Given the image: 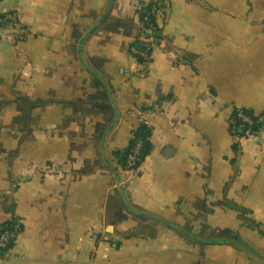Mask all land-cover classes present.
I'll return each mask as SVG.
<instances>
[{"label":"crops","instance_id":"1","mask_svg":"<svg viewBox=\"0 0 264 264\" xmlns=\"http://www.w3.org/2000/svg\"><path fill=\"white\" fill-rule=\"evenodd\" d=\"M147 1L1 0L30 34L0 39V227L20 223L0 264H264V127L229 120L264 117V0H170L140 61Z\"/></svg>","mask_w":264,"mask_h":264},{"label":"trees","instance_id":"2","mask_svg":"<svg viewBox=\"0 0 264 264\" xmlns=\"http://www.w3.org/2000/svg\"><path fill=\"white\" fill-rule=\"evenodd\" d=\"M161 0H150L145 3H143L138 8V15H139V22L141 26V30L143 33H147V30L151 28V26L154 25V28H156V31H154V34L156 37H159V34L162 33L161 30H159L158 27V14L153 12V9L155 7L160 8L159 3ZM1 2V0H0ZM8 13H5L0 16V27H2L4 30H12L14 23L12 20L7 19ZM158 27V28H157ZM138 44H134V46L137 47ZM132 46V48L134 47ZM146 46V45H145ZM140 61H146L144 58H139ZM246 113H248L250 116H252L254 120V124H245L243 127H239L238 129V135L239 136H245L246 134H258L262 128L264 127L263 122L260 121L259 116H257L253 111L245 110ZM241 123V121L239 122ZM141 141L142 142V148L140 151L141 160L139 162V166L143 161L148 157L150 154V150L152 148V141H151V128L147 121L143 120L139 124L137 128H135L132 131V138L130 140L129 145L120 152V166L125 168L127 170L129 166V158L130 155L133 152V149L135 148L136 144ZM20 223L16 220H13L12 222H8L0 227V236L3 234V232L6 229H13L17 228V225ZM15 241V240H14ZM14 241H11L7 248H0V260L4 257V254L7 252L9 248H12L14 246Z\"/></svg>","mask_w":264,"mask_h":264},{"label":"built area","instance_id":"3","mask_svg":"<svg viewBox=\"0 0 264 264\" xmlns=\"http://www.w3.org/2000/svg\"><path fill=\"white\" fill-rule=\"evenodd\" d=\"M170 0H161L159 3L160 8L155 7L153 9L154 13H160L163 10L167 9L169 7ZM7 19H10L13 21L14 26L12 30H4L2 27H0V39H4L6 37L5 32L10 31L14 34L15 37L19 39H23L26 36L30 34V29L22 25V23L19 20L18 14L15 12H9L7 15ZM154 31H156V28H154V25L151 26L149 30H147V33H144V39H145V45L142 50H140L137 47L134 48V52L140 55L141 57L148 59V53L153 49V46L157 43L158 38L154 34ZM233 113L230 117V129L233 135H238V129L239 127H243L245 124H254V120L252 116H250L248 113H246L242 108H239L237 106H234ZM139 113H142L141 111ZM260 121L264 123V117L259 116ZM241 121V123H239ZM251 135V134H250ZM142 148V142L139 141L135 148L133 149L132 154L129 158V166L127 168V171L129 173H135L138 171L139 168V162L141 160L140 151ZM20 231V226L17 225V228L13 229H6L3 234L0 236V248H7L9 243L11 241H14Z\"/></svg>","mask_w":264,"mask_h":264},{"label":"water","instance_id":"4","mask_svg":"<svg viewBox=\"0 0 264 264\" xmlns=\"http://www.w3.org/2000/svg\"><path fill=\"white\" fill-rule=\"evenodd\" d=\"M141 48L143 49L142 46H141ZM109 95H110L111 103H112L113 108L115 110V115H114V119H113V121H112V123H111V125H110V127H109V129H108V131H107L106 134L110 133L118 125V123L120 121V118H121V112H120V110L118 109L117 105L115 104L112 95L111 94H109ZM112 168L114 169V171L116 173L118 172V171H116V169L114 167H112ZM128 175H129V172L127 170H125V171H121L120 172V177H118V186H119V188H120V190L122 192H124L123 181H125L128 178ZM123 199H124V203H125L127 209L131 213H133V214H135L137 216H140V217H146V218H150V219L159 221L161 223H164L166 225H169L170 227H174V228L178 229L179 231H181V232H183V233H185V234L193 237L194 239H196L198 241L204 242V240L202 238H200V237L194 235L193 233L187 231L185 228H183L182 226H180L177 223H174V222L168 221L166 219H163V218H160V217H157V216H153V215H151L149 213H146V212L139 211V210L135 209L132 206V204L128 201V199L126 198L125 195L123 196ZM221 242H223V241H221ZM225 242H231V241L225 240ZM233 242L245 246L244 243L242 241L238 240L237 238L235 240H233Z\"/></svg>","mask_w":264,"mask_h":264},{"label":"bare ground","instance_id":"5","mask_svg":"<svg viewBox=\"0 0 264 264\" xmlns=\"http://www.w3.org/2000/svg\"><path fill=\"white\" fill-rule=\"evenodd\" d=\"M19 233H20V231H19ZM19 233H18V235H19ZM18 235H17V237H18ZM17 237H16V238H17ZM15 240H16V239H15Z\"/></svg>","mask_w":264,"mask_h":264},{"label":"flooded vegetation","instance_id":"6","mask_svg":"<svg viewBox=\"0 0 264 264\" xmlns=\"http://www.w3.org/2000/svg\"><path fill=\"white\" fill-rule=\"evenodd\" d=\"M150 1V0H149ZM159 14V13H158Z\"/></svg>","mask_w":264,"mask_h":264}]
</instances>
